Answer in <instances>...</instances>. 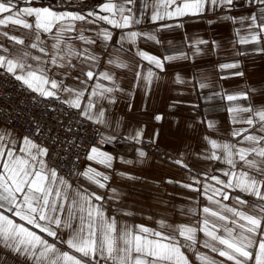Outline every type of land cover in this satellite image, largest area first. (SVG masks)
I'll return each mask as SVG.
<instances>
[{"label": "crops", "instance_id": "obj_1", "mask_svg": "<svg viewBox=\"0 0 264 264\" xmlns=\"http://www.w3.org/2000/svg\"><path fill=\"white\" fill-rule=\"evenodd\" d=\"M13 2L17 3L18 7L26 6L23 0ZM104 2L105 0H37L32 6L51 5L57 11L86 14L98 10L99 5ZM154 2L155 0H135L134 4L128 5L140 21L129 29L112 28L102 22L96 25L76 22L77 29H85L84 35L94 39L96 43L85 45L77 39H72L69 43L77 50L89 48L94 52L98 57V65L94 70L111 72L119 88L111 94L114 102L99 101L98 108L104 110L106 123H95L102 130L101 133L115 137V140L105 143L106 147L103 148L114 159L110 168L85 160L81 173L89 166L104 173L109 177L107 181H102L105 183L104 188H100L81 174L73 184L57 173L71 185L67 189L70 199L78 192L102 196L103 200L93 203L102 207L106 217L114 218L118 228H136L142 225L167 234L182 225L201 227L204 218L203 207H217L210 203L202 192L183 186L192 184L195 178L201 181L200 184L194 185L196 188H202L204 185L220 188V185L206 177L228 179L223 176V172L229 170V166L223 160L208 158L216 151L211 149L209 141L216 140L218 143H231L249 148L252 145L248 142L240 143L242 137H233L234 130L248 129L246 135H264V132L260 131L259 123L250 127L243 122H234V116L242 121L250 115L249 113L235 114L228 111L229 107H251L254 111L264 109V52L257 50L264 47V41L260 44L239 43L242 36L248 35L247 22L241 18L257 11L247 0H234L231 8L208 6L199 15L152 22ZM27 19L31 22L33 18ZM102 28L111 33L110 41L105 42L102 36L97 35ZM129 31L147 35H141L135 42H130L126 39ZM5 32L8 33L7 36L3 34ZM70 35L75 36L76 33ZM9 36L22 39L24 44H17L9 39ZM122 36L125 37L124 40H121ZM147 36H153L154 39ZM201 40L207 43H197ZM54 42L51 34L41 33L40 40L37 41L33 30L11 24L7 27L0 26V55L9 58L17 56L20 52H28V62L35 65L36 62L31 56H42L45 60L48 57L30 45L38 43L50 53ZM138 51L160 58L163 61V70L143 60L137 55ZM117 55L127 63V68H116L107 63L110 56L115 58ZM165 56L177 58L168 61L164 60ZM72 63L75 67L54 68L50 74L63 79L70 87H81L74 78L79 76L82 70L87 71V66L80 59H73ZM231 63L239 66L221 68V65ZM149 71L153 75L150 79H145ZM64 72H67V76L61 75ZM137 72L140 73V78L137 77ZM91 83L90 81L89 85ZM103 83L112 86L107 81ZM201 84L205 87H200ZM243 93L247 94V99L232 102L226 99L229 94L239 96ZM157 115L162 119L157 121ZM137 132L141 133L139 140L134 139ZM0 133L10 134V138L17 141L24 137L1 123ZM141 142L155 144L168 153L171 159H159L146 154L141 156L142 150L134 149L135 144ZM248 159H255L258 164L261 160L255 155L249 156ZM176 161H181L183 166ZM47 166L51 168L48 164ZM241 168L246 166L243 162H238L234 170ZM250 174L260 178L255 171L250 170ZM225 191L229 192L230 199L222 200V206L251 211L253 206L264 204V201L239 190ZM208 195H211V192ZM237 196L246 200L247 205H237ZM215 199L219 200L221 197L217 195ZM68 206L66 204V207ZM14 219L17 223H23L18 218ZM68 232V229H63L59 230L58 234L62 239H67ZM45 238L49 243L54 242L51 237L45 235ZM196 240V244H190L181 238V243L185 245L182 251L187 255L190 264H201L197 253L215 259L216 264L224 260L203 247L208 240L203 232L196 233ZM56 247L61 251H72L65 244L58 242ZM74 254L79 256L78 253ZM0 264H36V261L0 243ZM225 264L231 262L225 261Z\"/></svg>", "mask_w": 264, "mask_h": 264}, {"label": "snow or ice", "instance_id": "obj_2", "mask_svg": "<svg viewBox=\"0 0 264 264\" xmlns=\"http://www.w3.org/2000/svg\"><path fill=\"white\" fill-rule=\"evenodd\" d=\"M36 2L37 0H23L26 6L18 7L13 0H0V26L7 27L11 24L33 30L37 41L40 40L41 33L51 34L55 42L51 45L50 53L38 43L30 45L48 59L31 56L36 62L33 65L28 62L30 56L28 52H20L12 58L0 55V68L39 97L64 103L69 108L79 110L85 119L105 124V113L102 108H98V103L100 100L114 102L111 94L119 90L114 76L108 71H95L98 65L97 55L89 48L77 50L69 41L77 39L85 45L96 43L94 39L84 35L85 29H77L76 22L92 25L102 22L119 29H129L133 24L140 23L132 13V8L128 7L134 4L135 0H105L99 5L98 10L86 14L57 11L51 5L32 6ZM247 2L255 6L257 11L241 18L247 22L248 35L242 36L239 43L260 44L264 41V0ZM233 5L234 0H155L151 21L199 15L208 6L231 8ZM29 17L33 18L31 22L27 19ZM71 33L76 35L72 36ZM3 34L8 35L6 32ZM97 35L102 36L105 42L112 39L108 29H100ZM141 35L147 34L129 31L126 39L135 42ZM147 38L154 39L153 36ZM9 39L17 44H24L22 39L15 36H9ZM124 39L122 36L121 40ZM197 43L207 42L201 40ZM257 50L264 52V47ZM137 55L163 70V61L160 58L143 51H138ZM181 55L183 56V53ZM176 58L165 56L164 60ZM73 59H80L88 69L82 70L81 74L74 78L81 85L76 88L66 85L63 79L50 74L54 68L75 67ZM107 63L116 68L128 67L118 55L115 58L110 56ZM238 66L231 63L223 64L221 68ZM61 75L67 76V72ZM136 75L140 78L139 72ZM152 75L153 73L149 71L145 79H150ZM104 81L112 86L103 83ZM200 87L203 88L205 85L201 84ZM226 99L229 102L247 99V94L239 96L229 94ZM228 111L235 114L249 113L250 115L242 121L234 116V122H243L250 127L259 123L260 131L264 132V109L254 111L251 107H229ZM155 119L159 121L162 117L157 115ZM248 131L237 129L232 135L234 138L242 137L240 143L248 142L252 145L249 148L231 143H218L216 140L209 141L211 149L216 151L208 158L223 160L229 166V170L223 172V176L228 179L206 177L220 185V188L215 185L196 188L194 185L200 184L201 181L195 178L192 184L183 186L202 192L209 202L217 207H203L204 218L201 227L182 225L167 234L142 225L136 228L127 226L118 228L116 220L106 217L102 207L93 203L103 200V197L96 193L78 192L70 199L67 189L71 185L59 177L55 169L47 166L44 159L48 155L46 147L37 144L28 136L17 141L11 139L10 134L0 133V243L20 255L30 257L36 264H190L187 255L182 251L185 245L181 243V238L190 244H196V233L199 231L208 237L203 247L224 258L220 264H225V261L231 264H264V204L253 206L251 211L221 205L222 200L230 199V194L225 189L239 190L264 201V135H246ZM140 135L141 133L137 132L134 139L139 140ZM99 140L102 144L109 143L115 140V137L100 133ZM217 152L221 154L218 155ZM140 155L143 156L144 153L140 152ZM252 155L261 158L259 164L255 159H248ZM85 158L108 168L112 166L114 159L111 154L95 144L89 146ZM238 162H243L246 168L234 170ZM176 163L182 165L181 161ZM250 170L257 172L260 178L251 175ZM81 175L100 188L105 187L102 181L109 179L107 175L91 166ZM209 192L211 195H208ZM217 195L221 199H215ZM235 200L237 205H247V201L239 196ZM66 204L69 206L66 207ZM14 218L23 223H17ZM161 224L163 226V222ZM63 229L69 230L67 239H62L58 234V231ZM41 234L53 238L54 242L49 243L45 235ZM56 242L65 244L72 251H61L56 247ZM74 253H78L79 256ZM197 259L201 264H216V260L206 254L197 253Z\"/></svg>", "mask_w": 264, "mask_h": 264}, {"label": "built area", "instance_id": "obj_3", "mask_svg": "<svg viewBox=\"0 0 264 264\" xmlns=\"http://www.w3.org/2000/svg\"><path fill=\"white\" fill-rule=\"evenodd\" d=\"M0 123L46 147L47 164L70 183H75L83 170L89 146H105L99 140L102 130L82 117L79 110L39 97L1 69ZM140 148L162 157L149 144L143 143Z\"/></svg>", "mask_w": 264, "mask_h": 264}, {"label": "rangeland", "instance_id": "obj_4", "mask_svg": "<svg viewBox=\"0 0 264 264\" xmlns=\"http://www.w3.org/2000/svg\"><path fill=\"white\" fill-rule=\"evenodd\" d=\"M10 129V128H9ZM11 130V129H10ZM13 131V130H12ZM13 132H15V131H13ZM143 143H145V144H149L150 146H152L153 148H155L161 155H162V157H157V156H154V155H151V154H148V153H146V152H144L141 148H140V145L141 144H143ZM106 147V144H105V146L103 147V148H105ZM102 148V149H103ZM134 149H136V150H138V151H140V150H142L141 152H143L144 154H146V155H148V156H151V157H156V158H159V159H171V156L168 154V153H166V152H164L163 150H161L159 147H157L155 144H151V143H147V142H141V143H139V144H135V146H134ZM85 164V163H84ZM84 168V167H83ZM83 171V170H82ZM81 171V172H82ZM81 174V173H80ZM76 183V182H75ZM74 184V183H73Z\"/></svg>", "mask_w": 264, "mask_h": 264}, {"label": "bare ground", "instance_id": "obj_5", "mask_svg": "<svg viewBox=\"0 0 264 264\" xmlns=\"http://www.w3.org/2000/svg\"><path fill=\"white\" fill-rule=\"evenodd\" d=\"M2 70V69H1ZM4 71V70H3ZM95 124V123H94ZM9 128V127H8ZM18 133V132H17ZM21 135V134H20ZM40 145V144H39ZM45 160H46V157H45ZM47 163V162H46ZM69 182V181H68ZM70 183V182H69Z\"/></svg>", "mask_w": 264, "mask_h": 264}]
</instances>
